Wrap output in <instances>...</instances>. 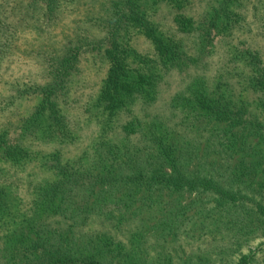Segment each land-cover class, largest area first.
Wrapping results in <instances>:
<instances>
[{"label":"rangeland","instance_id":"1","mask_svg":"<svg viewBox=\"0 0 264 264\" xmlns=\"http://www.w3.org/2000/svg\"><path fill=\"white\" fill-rule=\"evenodd\" d=\"M108 1L111 0H74L53 15L48 13L43 1L0 0V138L5 136L13 142L19 137L22 119L31 116L41 100L39 90L52 82L58 73L56 66L60 56L73 46L77 62L65 74L64 81L71 73L69 89L60 99L65 97L62 103L67 107V114L80 126L76 143L68 146L66 142H56V130L45 123L47 134L43 138L50 136L52 142L33 148L44 153L59 149L65 159L78 161L81 158L79 167L82 168V172L72 177L55 176L44 169L42 153L35 154L33 148L31 155L25 153L20 159L10 161L4 156L5 148L0 146V187L5 191V212L0 220V264H17L19 254L15 251L18 252L19 246H29L47 225L52 228L54 221H62L60 227L69 229L70 237L74 232L73 236L81 235L74 240L75 244L70 243L77 252H102V256L115 264H264V220L241 213L233 217L232 201L213 203L201 191L142 187L134 190L114 186L105 180H95L94 176L102 172L106 175V171L95 167V171L90 169L91 174L84 168L90 167L92 161L106 163L104 157L94 156V150L88 147L105 123L95 99L111 67L105 53L109 48L108 21L99 10L107 8L109 5L103 4ZM157 1L138 0V8L152 15L161 32L177 35L188 48V55L175 61L176 69L168 77L169 85L163 87L162 93L164 101L175 107L179 119L183 120L184 116L189 121L198 120L197 111L202 113V92L215 90L216 95L257 116L263 125L262 128L251 126L247 135L228 127L227 122L199 119L197 123L205 122V130L196 132L197 124L184 132L181 127L177 136L173 135L175 142L181 148L182 143L187 145L188 151L193 152L191 148H195L191 169L221 176V180L229 182H234L244 172L243 183L237 186L243 192L264 198V109L255 102L264 100V89L254 91V86L250 87L251 65L243 56L233 58L230 64L220 59L218 52L222 53L223 46L215 41L218 30L208 20L214 15L212 7L218 2L193 0V13L205 16L195 38L177 33L169 10ZM263 1L257 5L263 6L258 9L262 15ZM123 40H129L139 53H151L150 43L141 30L134 29L128 38L123 36ZM213 47H218L216 53L208 55ZM257 48L264 50V44ZM209 56H214L212 63ZM132 61L129 73L136 81L148 59L142 56ZM208 68L212 70L207 71ZM188 73L192 77L187 78ZM151 103L148 110L152 117L165 116L159 99ZM133 109L139 112L136 106ZM149 116L143 119V125L152 121ZM240 125L236 127H242ZM211 129L216 130V134L227 132L230 138L217 137L222 142H214ZM194 131L197 134L192 133ZM192 134L198 139L192 140L195 138ZM244 154L250 155L247 162L256 165L250 167L245 163ZM57 180L62 181L61 190L65 192L59 197L63 201L69 198L71 203L85 209L70 220L47 210L51 199L41 194V188ZM60 198L53 202L58 204ZM236 203L239 210L244 207ZM71 212L72 208L68 215ZM72 222L76 226L71 225Z\"/></svg>","mask_w":264,"mask_h":264},{"label":"trees","instance_id":"2","mask_svg":"<svg viewBox=\"0 0 264 264\" xmlns=\"http://www.w3.org/2000/svg\"><path fill=\"white\" fill-rule=\"evenodd\" d=\"M36 1L45 2L48 13L54 15L57 11L67 8L74 0ZM215 1L218 4L212 7L214 15L208 20L212 21L218 30L215 41L223 46L222 53L218 52L220 59L224 64H230L233 58L243 56L251 65L250 87L254 86L252 88L254 91H258L259 88L264 89V50L257 48L259 44H264V15L258 13V9H262L263 6H257L260 0ZM156 3L167 7L177 33L196 38V32L199 33L201 21L205 16L193 13L192 8L195 5L193 0H158ZM103 5H109L99 10L105 13L108 21L109 48L105 53L111 60V67L105 85L95 99L102 118L105 117V123L101 129L99 128L97 137L90 143L91 145L89 144L90 146L88 145V148L94 150V156L104 157L106 163L92 161L90 167L84 168L91 174L93 171L90 169L93 168L95 171V167L106 171V175L102 172L94 176L96 181L105 180L108 184L133 187L134 190L142 187L146 190L201 191L206 193L213 203L220 200L232 201L230 207L235 208L233 217L241 213L247 214L248 217L256 216L257 220H264L263 195L254 196L249 191L243 192L237 186L243 183L244 172L238 176L237 180L229 182L221 180L219 178L221 176L217 177L208 172L205 174L203 170L191 169L189 165L196 153L195 148H191L193 152L188 151L189 147L187 145L185 147L183 143L181 148L173 137V135L177 136L181 127L184 128L182 130L184 132L197 124L196 132L205 130V122L197 123L199 119H206L208 122L209 120L227 122L228 127L234 128L240 134L247 132L249 135L252 130L251 126L263 127L259 118L250 115L246 108L242 109L233 102L216 95L215 90H206L201 94L202 113L197 111L198 120L189 121L184 116L183 120L179 119L175 114V107L170 102L164 101L162 93L163 87L169 85L170 78L168 77L176 69L177 64L174 63L188 55L187 46L181 38L176 37L177 35L162 31L163 34L156 20L152 19V15L139 10L138 0H111ZM134 29L141 30L145 39L150 43L152 49L150 54H147L148 52L139 53L132 48L129 40L126 42L123 40V36L128 38ZM74 48L73 46L68 47L66 52L60 56L61 60L56 66L57 75L50 84L39 90L41 100L34 113L22 119L19 126L21 128L19 137L13 142L9 138L6 140L5 136L0 138V146L5 148L4 156L7 160L15 161L25 153L31 155L35 149L33 146L38 144L45 146L52 142L53 138L50 136L43 138V135L47 134L45 123L56 130V142L60 141L62 144L66 142L68 146L76 143V135L80 126L67 114V107L62 103L65 97L60 99L69 89L67 84L71 73L64 81L65 74L70 72L77 62ZM217 48H211L208 55L215 54ZM142 56H146L148 61L140 71L138 80L135 81L129 73L133 63L132 59ZM209 58L212 63L214 56H209ZM211 70V68L207 69V71ZM188 77L192 75L188 73ZM63 81L64 83L61 84ZM156 99L163 103H161V108L165 116L161 118L152 117L148 110V107L152 105L150 101ZM255 102L257 106L264 109L263 98ZM65 103L68 104V102ZM134 106L138 108V113L133 109ZM147 116L152 121L143 125V119ZM239 124L242 127H236ZM211 131V136L215 138L214 142H222L217 140V137L230 138L226 136L227 132L216 134V130L211 129ZM192 135L195 137L192 140L198 139V136ZM220 146L225 149L222 144ZM34 152L35 154L42 153L41 162L44 169L51 171L55 176L67 174L72 177L75 173L82 172V168L79 167L81 158L78 161L65 159L59 149L49 153H44V150H34ZM249 156V154H244L242 160L250 167L256 165L254 162L253 164L247 162ZM61 183L62 181L57 180L52 184H47L41 188V194L51 199L47 210H51L53 215L70 220L76 213L84 212L85 209L71 203L69 198L64 201L60 198L63 193L65 194L61 190ZM4 198L5 191L0 187V220L5 212ZM58 198H60L59 203L55 204L53 201ZM236 202H240L244 207L239 210V204ZM71 208L72 212L68 215ZM94 208L96 207H92ZM117 222L116 220L115 223ZM62 223V221H54L51 224L52 228L47 225L38 237L31 240L29 246H19L18 252L15 251L19 254L17 264L116 263L109 260L107 256H102V252L100 254L77 252L70 243L75 244L74 240L80 239L81 235L73 236L74 232L70 237V230L60 227ZM71 225H75V222ZM84 239H87L85 235Z\"/></svg>","mask_w":264,"mask_h":264}]
</instances>
